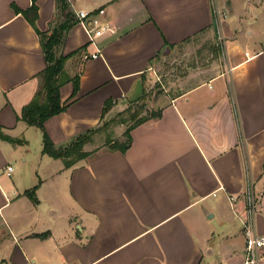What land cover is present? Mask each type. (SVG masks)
Segmentation results:
<instances>
[{"label":"crops","instance_id":"obj_1","mask_svg":"<svg viewBox=\"0 0 264 264\" xmlns=\"http://www.w3.org/2000/svg\"><path fill=\"white\" fill-rule=\"evenodd\" d=\"M71 1L104 8L112 30L91 44L66 0H0V264H243L247 189L264 235V0ZM214 8L224 67L187 69L149 96L162 61L216 41ZM56 30L78 87L60 85L65 108L43 128L56 147L89 132L70 166L20 118L47 66L41 33ZM144 97L129 147L111 149L125 129L104 141L102 121Z\"/></svg>","mask_w":264,"mask_h":264},{"label":"trees","instance_id":"obj_2","mask_svg":"<svg viewBox=\"0 0 264 264\" xmlns=\"http://www.w3.org/2000/svg\"><path fill=\"white\" fill-rule=\"evenodd\" d=\"M68 25L64 26L66 29ZM42 46L44 55L46 58L47 66L42 73V85L36 92L32 100L26 104L21 111L20 118L29 125H35L43 132V152L54 158H62L65 166H70L77 160H80L89 155L88 152L83 151V145L89 138V132L77 136L74 140L66 144L65 146L56 147L48 139L44 132L43 122L50 116L60 113L64 110L65 105H62L59 98L58 89L60 85L67 81H72L74 91L78 87L79 75L69 77L64 72V62L67 59L66 56L56 57L53 48L60 42V31H54L50 36L46 37L42 34ZM107 109V105L106 108ZM147 117H139L129 125L125 131L124 136L126 140L122 143H114L108 141V145L111 149H117L122 152L126 151L131 143V136L129 131L132 127L144 121ZM33 198V194L29 193Z\"/></svg>","mask_w":264,"mask_h":264},{"label":"rangeland","instance_id":"obj_3","mask_svg":"<svg viewBox=\"0 0 264 264\" xmlns=\"http://www.w3.org/2000/svg\"><path fill=\"white\" fill-rule=\"evenodd\" d=\"M253 11V15H256L257 18L264 17V6L260 7V9L256 11ZM251 37L252 36H249L247 38L250 40ZM224 57L225 55L223 50L215 44L214 39L213 41H204L197 45L195 44V46H193L188 53H182L161 62L159 67L160 72H157L158 79L154 82V85L150 89L148 95L156 96L163 91V87L165 85H168L170 82L175 81L177 77L185 74L186 72L182 71H186L187 69L203 67L213 63H216L218 68L222 69L225 63ZM148 105L149 102L147 98L144 97L137 102L131 103L125 110L115 113L111 117H106L104 121H102V127L105 129V133L102 136H105V139H101H104L105 141L106 138L112 137L109 134L106 135V131L113 128H115V130L117 129V131L121 128L124 130L131 125L135 119L149 115L150 111L146 109ZM111 135H113L112 140L115 144L122 143L126 140L123 135ZM16 168L17 166L14 164L15 174L19 171L17 170L18 168Z\"/></svg>","mask_w":264,"mask_h":264},{"label":"built area","instance_id":"obj_4","mask_svg":"<svg viewBox=\"0 0 264 264\" xmlns=\"http://www.w3.org/2000/svg\"><path fill=\"white\" fill-rule=\"evenodd\" d=\"M71 8V13L76 24H78L85 32L87 40L91 44H95L97 39L104 34L106 31H111L112 28L105 22L102 21L104 15V8L93 9V10H81L74 8L71 0H66ZM213 19L216 27V41L215 44L222 50H224L225 39L220 31V25L222 20L226 17L224 10L214 8ZM98 51V50H97ZM98 52L92 53L90 57H96ZM88 54H84V58L89 57ZM12 167L6 166V173L10 175ZM230 202L235 200L234 196L228 197ZM245 212L246 216L241 221L242 232L245 238V256L243 264H257L260 255V248L264 246V235L258 234L254 228V213L256 207V200L251 190L245 192Z\"/></svg>","mask_w":264,"mask_h":264}]
</instances>
